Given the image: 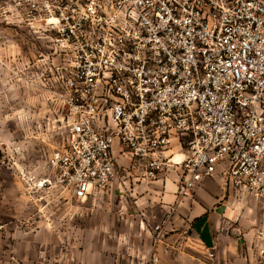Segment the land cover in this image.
Here are the masks:
<instances>
[{
	"label": "built area",
	"instance_id": "built-area-1",
	"mask_svg": "<svg viewBox=\"0 0 264 264\" xmlns=\"http://www.w3.org/2000/svg\"><path fill=\"white\" fill-rule=\"evenodd\" d=\"M29 15L67 110L57 186L106 191L118 145L142 180L178 172L180 202L221 174L264 210V0H30ZM153 234L160 245L166 227ZM255 240L264 256V222Z\"/></svg>",
	"mask_w": 264,
	"mask_h": 264
},
{
	"label": "rangeland",
	"instance_id": "rangeland-1",
	"mask_svg": "<svg viewBox=\"0 0 264 264\" xmlns=\"http://www.w3.org/2000/svg\"><path fill=\"white\" fill-rule=\"evenodd\" d=\"M29 2L0 0V264H154L155 224L142 227L129 211L157 203L148 207L142 191H119L117 181L76 200L54 181L49 160L67 142L68 117ZM253 241L241 264H264Z\"/></svg>",
	"mask_w": 264,
	"mask_h": 264
},
{
	"label": "crops",
	"instance_id": "crops-1",
	"mask_svg": "<svg viewBox=\"0 0 264 264\" xmlns=\"http://www.w3.org/2000/svg\"><path fill=\"white\" fill-rule=\"evenodd\" d=\"M122 151L118 145L113 148L118 167L114 182L119 183V191L130 189L136 194L140 190L144 195L139 202L158 206L156 210L129 213L140 214L142 227L152 222L167 230L163 243L155 249L154 264H241L243 252L250 255L249 242L256 243L255 231L264 222V210H254L261 204L253 197L225 186L222 175L217 174L205 179L194 196L181 201L176 210H168L177 201L179 173L171 171L165 179L155 182L138 179V174L129 172V158ZM168 154L175 155L174 159L184 158L177 140ZM132 184L135 189H131ZM249 204L253 209L242 210Z\"/></svg>",
	"mask_w": 264,
	"mask_h": 264
},
{
	"label": "water",
	"instance_id": "water-1",
	"mask_svg": "<svg viewBox=\"0 0 264 264\" xmlns=\"http://www.w3.org/2000/svg\"><path fill=\"white\" fill-rule=\"evenodd\" d=\"M220 210H224V208H221Z\"/></svg>",
	"mask_w": 264,
	"mask_h": 264
}]
</instances>
